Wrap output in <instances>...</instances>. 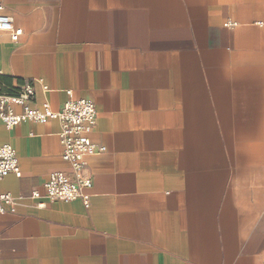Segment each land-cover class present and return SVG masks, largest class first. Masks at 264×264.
Here are the masks:
<instances>
[{"label":"crops","instance_id":"1","mask_svg":"<svg viewBox=\"0 0 264 264\" xmlns=\"http://www.w3.org/2000/svg\"><path fill=\"white\" fill-rule=\"evenodd\" d=\"M4 4L23 34H0V94L93 101L107 152L89 207L50 201L61 123L0 120L22 172L0 180V264H264V0Z\"/></svg>","mask_w":264,"mask_h":264},{"label":"built area","instance_id":"2","mask_svg":"<svg viewBox=\"0 0 264 264\" xmlns=\"http://www.w3.org/2000/svg\"><path fill=\"white\" fill-rule=\"evenodd\" d=\"M227 26L234 24L227 23ZM0 34L8 35L13 42L19 41L23 34V31L15 26L14 18L7 12L4 0H0ZM35 96L31 84L19 90L10 89L8 93L0 94V120L9 130L25 122L38 124L48 121L60 122L59 137L63 146V160L71 169L69 172L61 171L50 175L49 181L45 184L47 198L50 201L64 203L82 199L89 207L90 195L85 191L93 188V180L86 174V158L107 152L105 146L96 144L91 138L98 123L97 107L89 99H78L67 102L59 111L52 110L48 103L42 108H37L32 106ZM13 105L22 107V113H16ZM11 174L18 177L22 175L16 150L11 145L0 146V180ZM38 197V193L33 194V198ZM13 204L14 199L10 194L0 195L2 213L6 211V206Z\"/></svg>","mask_w":264,"mask_h":264}]
</instances>
